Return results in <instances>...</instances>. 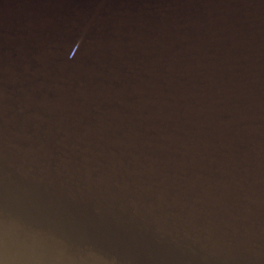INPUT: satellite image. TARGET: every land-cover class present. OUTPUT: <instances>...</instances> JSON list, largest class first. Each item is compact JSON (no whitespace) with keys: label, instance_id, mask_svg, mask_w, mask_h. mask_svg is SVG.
I'll return each instance as SVG.
<instances>
[{"label":"water","instance_id":"1","mask_svg":"<svg viewBox=\"0 0 264 264\" xmlns=\"http://www.w3.org/2000/svg\"><path fill=\"white\" fill-rule=\"evenodd\" d=\"M0 264H264V0H0Z\"/></svg>","mask_w":264,"mask_h":264}]
</instances>
